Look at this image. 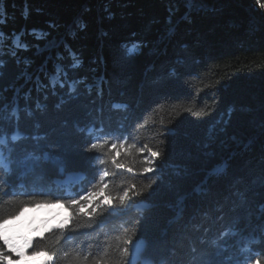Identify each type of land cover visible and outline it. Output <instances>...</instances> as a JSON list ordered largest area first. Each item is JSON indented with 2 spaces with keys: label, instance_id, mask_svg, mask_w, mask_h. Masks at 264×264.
Listing matches in <instances>:
<instances>
[{
  "label": "trees",
  "instance_id": "trees-1",
  "mask_svg": "<svg viewBox=\"0 0 264 264\" xmlns=\"http://www.w3.org/2000/svg\"><path fill=\"white\" fill-rule=\"evenodd\" d=\"M0 20V105H7L2 132L8 141L5 155L12 149L14 162L29 152L42 156L47 151L66 161L67 173H89L87 157L93 153L83 151L89 125L98 128L103 122L106 130L115 128L127 115L147 121L141 130L144 141L155 144L154 127L174 120L175 135L162 146L166 156L155 193L144 207L121 218L125 227L138 228L135 239L142 251L137 264H220L241 257L249 239L264 235V11L255 0H195L190 8L184 0H0ZM33 29L47 35L37 40ZM13 34L28 51L11 48ZM134 44L138 51L129 56ZM65 45L81 60L69 79L84 83L76 86L75 98H69L67 85H57L56 95L51 88L37 92V76L47 85L56 64L73 62ZM86 84L93 86L91 94ZM97 84L102 99L96 96ZM17 102L18 123L8 118ZM113 104L129 109L114 110ZM97 106L104 110L98 119ZM190 106L193 113L183 112ZM201 107L210 114L196 117ZM222 115L226 124L217 123ZM17 132L26 139L11 141ZM53 143L60 148L48 147ZM40 164L43 180L40 168L20 179L22 169L13 163L10 179L18 199H29L19 195L25 189L64 179L51 163ZM217 167L225 173L210 175ZM10 198L9 191L4 200ZM6 207L12 212L17 205ZM229 229L239 230L238 235L221 239ZM113 231L119 235L123 230L117 224ZM251 247L258 252L264 242Z\"/></svg>",
  "mask_w": 264,
  "mask_h": 264
},
{
  "label": "snow or ice",
  "instance_id": "snow-or-ice-1",
  "mask_svg": "<svg viewBox=\"0 0 264 264\" xmlns=\"http://www.w3.org/2000/svg\"><path fill=\"white\" fill-rule=\"evenodd\" d=\"M184 3L190 8L195 0H184ZM255 3L260 10L264 11V0H255ZM169 11L171 12L172 9ZM2 23L4 21L0 20V24ZM31 34L37 40L47 35V33L36 29H33ZM3 36L4 33L0 32V37ZM11 48L22 51L29 50L28 45L21 43L20 36L16 34H13ZM37 48L39 50L38 45ZM65 48L73 62L67 67L56 64L55 73L48 77L47 85H44L37 76V92H40L42 88H51L52 95H56L57 85L61 89L67 85L69 98H75L72 93L76 92V86L83 84L84 80L69 79V71L78 69L81 66V60L67 45ZM138 48V44L128 48V55L136 53ZM10 54L12 57H16L17 51L11 50ZM19 62L18 60L17 63ZM24 63L28 64L30 61L25 59ZM3 66L4 61L0 59V68ZM171 75H176L174 69ZM192 78L198 77L193 74ZM85 86L91 94L93 86L90 84ZM96 87L98 89L96 96L98 99H102L103 88L100 84H97ZM30 95L31 90L25 93V99L27 100ZM44 99H47V93H45ZM64 102L61 97V103ZM92 103L95 104L96 100H93ZM43 107L44 105L37 101L36 108L42 109ZM59 107L58 104L57 108ZM162 107L163 105L160 106V109ZM6 108L7 105H0V200H4V197L9 195V191L11 198L0 204V264H26L27 260L38 256L44 257L46 264H66L69 262L70 256L72 261L69 264H137L142 251L141 242L135 239L138 228L125 227L126 221L121 218L131 209L139 210L144 207L145 199L155 193L161 180L162 162L166 156V149L162 146L166 145L168 137L175 135L176 130L171 127L174 120L154 127L155 144L144 141L141 130L147 127V121L142 123L140 120H131L126 115L123 117V122H118L115 128L107 130L103 122L98 128L93 123L87 128V138L83 145L85 153H93L87 157L89 173H67L66 161L60 156L50 155L47 151H44L42 156L36 154L35 151L29 152L19 162H14L10 158L12 149H9V155H5L4 146L8 141L3 135L2 129ZM112 108L127 112L129 105L113 104ZM19 110L17 102L11 109L8 118L15 117L18 123ZM25 111L28 116L33 115L31 110L25 109ZM103 111L101 106L95 108L97 119L103 116ZM210 111L201 107L195 111L194 115L205 117L210 114ZM183 112L193 113V106L184 108ZM180 115V112H176L177 117ZM227 117L230 119L231 110L228 111ZM221 122L227 123V119H224L223 115L217 121L218 124ZM36 126L39 127V124ZM78 131L85 132V128L78 127ZM22 139H26V137L18 132L11 135L13 142ZM32 139L43 140L44 136H33ZM48 147L60 148V145L53 143ZM41 161L51 163L64 179L52 180L46 185L33 187L30 191L25 189L19 195H26L29 199H18L10 179L15 172L12 167L13 163H17V167L22 169L19 173L20 179L29 173H35L40 168L41 174L38 178L43 180L44 172L41 168ZM153 173H155L154 176ZM224 173V167H217L210 175L220 177ZM77 186L78 190L73 191ZM19 187L24 188V184H19ZM38 196H46L51 199L40 200L37 199ZM11 204H15L17 207L14 211L8 212L6 205ZM45 207H60L67 212V215L57 224L46 228V231L51 235L45 237L41 234L38 239L33 238L36 239L34 246L33 239L13 233L12 226L20 221L26 212ZM217 211H221V208H218ZM117 224L123 230L119 235L113 231ZM136 224L138 225L139 221ZM238 231L226 230L222 233L221 239L230 235L236 236ZM260 231L264 234V227ZM113 238L121 243L114 245ZM258 240L264 242V235L249 239L248 243L240 248L241 257L234 260L229 258L228 262H220V264H264V249L253 252L251 247ZM212 243L216 244L221 251L226 250V247L219 245L218 241L213 240ZM65 245L69 246L68 250H65ZM29 249H32L30 255L28 254Z\"/></svg>",
  "mask_w": 264,
  "mask_h": 264
},
{
  "label": "rangeland",
  "instance_id": "rangeland-1",
  "mask_svg": "<svg viewBox=\"0 0 264 264\" xmlns=\"http://www.w3.org/2000/svg\"><path fill=\"white\" fill-rule=\"evenodd\" d=\"M67 215L65 209L60 207L40 208L28 211L20 221L12 226L13 233L29 239L37 238L48 233L46 228L57 224ZM34 240V239H33ZM29 254V253H28ZM30 255V254H29ZM26 264H46L44 257H36L26 261Z\"/></svg>",
  "mask_w": 264,
  "mask_h": 264
}]
</instances>
